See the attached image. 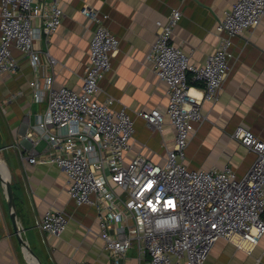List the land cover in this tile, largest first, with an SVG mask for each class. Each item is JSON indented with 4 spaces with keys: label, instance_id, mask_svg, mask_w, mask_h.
I'll return each instance as SVG.
<instances>
[{
    "label": "built area",
    "instance_id": "obj_1",
    "mask_svg": "<svg viewBox=\"0 0 264 264\" xmlns=\"http://www.w3.org/2000/svg\"><path fill=\"white\" fill-rule=\"evenodd\" d=\"M81 12L97 23L89 44V62L80 90L55 88L52 75L41 85L32 80L34 98L48 105L38 119L40 135L55 155L29 157L31 163H56L67 175V191L77 205H94L105 249L122 264L135 242L146 264H205L215 243L229 239L252 249L264 235V140L239 125L233 132L255 153L249 170L237 177L232 164L190 169L185 150L205 118L204 100H218L234 57L233 37L256 27L264 15V0H236L216 24L219 44L202 65L173 40L183 13L173 8L166 21L157 20L156 38L146 55L156 74L167 83L164 109L138 111L148 126L163 132L175 128L174 146L163 163L142 154L128 159L135 121L115 98L100 100L99 81L111 70L119 39L105 22L109 15L94 7ZM60 0H0V74L16 72L13 48L39 66V41H46L62 24ZM50 62L56 59L48 52ZM198 80L201 85L190 84ZM194 89V93L191 91ZM68 214L48 209L36 227L55 236L67 228ZM66 264H92L72 260Z\"/></svg>",
    "mask_w": 264,
    "mask_h": 264
},
{
    "label": "crops",
    "instance_id": "obj_2",
    "mask_svg": "<svg viewBox=\"0 0 264 264\" xmlns=\"http://www.w3.org/2000/svg\"><path fill=\"white\" fill-rule=\"evenodd\" d=\"M40 1V0H38ZM236 0H60L64 11L58 30L40 47V63L33 67L29 55L13 48L19 68L0 74V172L12 182L17 219L22 236L43 264H66L83 260L92 264H116L105 249V240L94 205H77L67 191V175L56 163H31L29 157L55 155L40 135L38 119L48 105V93L37 101L30 86L41 85L52 75L53 86L80 90L89 62V44L97 23L81 12L94 7L109 15L105 24L119 39L111 56V70L99 81L98 98L114 97L115 108L125 107L135 121L130 159L137 154L163 163L174 146L175 128L168 121L163 132L148 126L141 110L164 109L168 103L167 83L146 61L156 38L157 20L166 21L173 8L183 16L173 31V42L202 65L219 44L217 21ZM49 53L56 59L50 62ZM231 70L217 101L204 100L205 115L185 150L190 169L232 164L237 177L251 167L255 153L233 132L239 125L264 140V15L260 23L233 37ZM194 90V89H192ZM191 90V91H192ZM194 93V92H193ZM64 210L69 217L66 230L55 236L36 224L48 209ZM31 254L18 240L0 177V264H33ZM122 264H146L136 243ZM205 264H264V235L252 249L221 238Z\"/></svg>",
    "mask_w": 264,
    "mask_h": 264
},
{
    "label": "water",
    "instance_id": "obj_3",
    "mask_svg": "<svg viewBox=\"0 0 264 264\" xmlns=\"http://www.w3.org/2000/svg\"><path fill=\"white\" fill-rule=\"evenodd\" d=\"M1 180L5 186L7 197H8V205L11 211V220L13 223L15 234L19 240V242L27 249L29 250L32 257H30V262L33 264H43L41 260L37 257L33 249L27 244L26 240L22 236V230L20 228V225L18 223L17 219V209H16V203L15 198L13 194V188H12V182L9 179H5L4 175L0 172Z\"/></svg>",
    "mask_w": 264,
    "mask_h": 264
},
{
    "label": "trees",
    "instance_id": "obj_4",
    "mask_svg": "<svg viewBox=\"0 0 264 264\" xmlns=\"http://www.w3.org/2000/svg\"><path fill=\"white\" fill-rule=\"evenodd\" d=\"M190 84L201 85V83L198 80L192 81L191 78H190Z\"/></svg>",
    "mask_w": 264,
    "mask_h": 264
},
{
    "label": "bare ground",
    "instance_id": "obj_5",
    "mask_svg": "<svg viewBox=\"0 0 264 264\" xmlns=\"http://www.w3.org/2000/svg\"><path fill=\"white\" fill-rule=\"evenodd\" d=\"M192 92H194V90H192Z\"/></svg>",
    "mask_w": 264,
    "mask_h": 264
},
{
    "label": "rangeland",
    "instance_id": "obj_6",
    "mask_svg": "<svg viewBox=\"0 0 264 264\" xmlns=\"http://www.w3.org/2000/svg\"><path fill=\"white\" fill-rule=\"evenodd\" d=\"M135 243V242H134Z\"/></svg>",
    "mask_w": 264,
    "mask_h": 264
}]
</instances>
